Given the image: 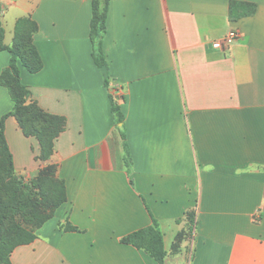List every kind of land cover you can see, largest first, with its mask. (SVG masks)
Wrapping results in <instances>:
<instances>
[{
  "label": "crops",
  "instance_id": "0c3cea01",
  "mask_svg": "<svg viewBox=\"0 0 264 264\" xmlns=\"http://www.w3.org/2000/svg\"><path fill=\"white\" fill-rule=\"evenodd\" d=\"M232 2L254 11L232 18ZM91 16V0H0L5 46L19 19L36 24L43 67L21 68L20 80L66 123L41 163L38 141L14 117L4 121L15 175L31 180L55 164L66 191L12 264H157L120 242L153 219L164 264H264V0H109V89L91 57ZM231 30L239 37L228 48L213 45ZM9 61L0 48V75ZM110 93L124 116L129 169ZM12 108L0 84V120ZM66 222L78 231L60 229Z\"/></svg>",
  "mask_w": 264,
  "mask_h": 264
},
{
  "label": "trees",
  "instance_id": "16d2710c",
  "mask_svg": "<svg viewBox=\"0 0 264 264\" xmlns=\"http://www.w3.org/2000/svg\"><path fill=\"white\" fill-rule=\"evenodd\" d=\"M109 0H91L92 16L90 20L89 38L92 46L91 57L94 65L101 71L104 87L110 88V74L108 61L103 48V38L107 30ZM245 9L235 15V11ZM254 7L248 3H230L232 18L248 15ZM36 24L29 18L19 19L15 26L13 44L7 47L3 44V29L0 23V48L10 55L8 66L0 75V84L10 93L13 108L0 120V169L8 185L10 205L0 213V264H12L11 256L20 246L28 245L37 238V231L53 216L55 211L66 201V191L63 180L56 175V166L47 165L41 168L28 183H24L15 176L12 154L4 136V121L7 117H14L22 133L26 137H33L39 143V154L36 157L41 163H47L54 154V142L65 129V120L52 115L31 100V93L20 80L21 68L29 74L41 71L43 63L34 46L33 35ZM110 106L113 123L119 131L125 150L124 163L130 166V155L126 141L124 116L119 104L118 96L110 93ZM121 124V126H119ZM54 180L59 190L54 202L46 199L43 192L36 185L38 180ZM189 224L194 223L193 213H186ZM59 228L66 232H76L78 229L69 222L60 224ZM180 231L172 245V253L180 251L186 237L192 233ZM120 242L142 250L156 261L164 264L167 252L164 249L163 236L155 219L152 225L121 238Z\"/></svg>",
  "mask_w": 264,
  "mask_h": 264
},
{
  "label": "rangeland",
  "instance_id": "374dc122",
  "mask_svg": "<svg viewBox=\"0 0 264 264\" xmlns=\"http://www.w3.org/2000/svg\"><path fill=\"white\" fill-rule=\"evenodd\" d=\"M47 165L56 166L55 164H44L42 168L46 167ZM2 173V170L0 169V213H2L7 207L11 204L9 201V195L7 192H9L8 185L5 183V176ZM56 175H57V166H56ZM16 176V175H15ZM19 180H21L24 183H28V180L22 177L16 176ZM4 182V183H3ZM37 187L39 188V191L43 192L46 196V199L50 202H54V199L57 195H59V190L57 189V184L54 180H38L36 182Z\"/></svg>",
  "mask_w": 264,
  "mask_h": 264
},
{
  "label": "built area",
  "instance_id": "2783aa9c",
  "mask_svg": "<svg viewBox=\"0 0 264 264\" xmlns=\"http://www.w3.org/2000/svg\"><path fill=\"white\" fill-rule=\"evenodd\" d=\"M238 37H239V32L237 30H231L226 34V36L222 40L214 42L213 45L216 47H221L223 49H226L230 46L232 42L237 40Z\"/></svg>",
  "mask_w": 264,
  "mask_h": 264
}]
</instances>
